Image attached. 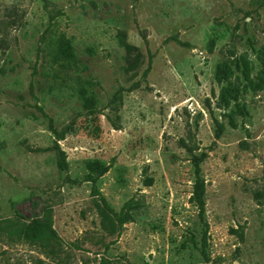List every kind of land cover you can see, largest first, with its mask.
Instances as JSON below:
<instances>
[{
    "label": "rangeland",
    "instance_id": "374dc122",
    "mask_svg": "<svg viewBox=\"0 0 264 264\" xmlns=\"http://www.w3.org/2000/svg\"><path fill=\"white\" fill-rule=\"evenodd\" d=\"M0 264H264V0H0Z\"/></svg>",
    "mask_w": 264,
    "mask_h": 264
},
{
    "label": "trees",
    "instance_id": "16d2710c",
    "mask_svg": "<svg viewBox=\"0 0 264 264\" xmlns=\"http://www.w3.org/2000/svg\"><path fill=\"white\" fill-rule=\"evenodd\" d=\"M124 48L127 54V65L124 70L126 72H130L138 66L141 52L139 51L138 47L128 42L124 44ZM148 68L144 70V76L146 75ZM200 171L201 168L199 165V160H196L194 169L195 179L192 187L191 198L197 204L200 210H203L204 188ZM92 193L94 196V206L100 218L101 228L109 235L119 233L123 225L128 222L130 218L129 212L124 209L115 211L95 186H93ZM16 232H18L20 238L28 242L40 241L44 247L49 249L51 253H54V246L59 245L60 239L58 235L54 231L47 230L45 227H43L40 221L37 219L19 227Z\"/></svg>",
    "mask_w": 264,
    "mask_h": 264
}]
</instances>
